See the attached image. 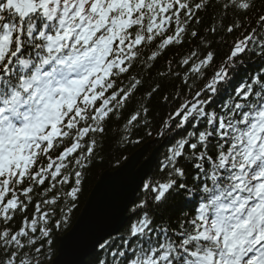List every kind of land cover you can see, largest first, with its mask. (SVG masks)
Wrapping results in <instances>:
<instances>
[{
    "label": "snow or ice",
    "instance_id": "6c2138e0",
    "mask_svg": "<svg viewBox=\"0 0 264 264\" xmlns=\"http://www.w3.org/2000/svg\"><path fill=\"white\" fill-rule=\"evenodd\" d=\"M130 105L118 142L170 141L163 178L141 180L138 218L89 264H264V0H0V264H58L55 235Z\"/></svg>",
    "mask_w": 264,
    "mask_h": 264
},
{
    "label": "trees",
    "instance_id": "16d2710c",
    "mask_svg": "<svg viewBox=\"0 0 264 264\" xmlns=\"http://www.w3.org/2000/svg\"><path fill=\"white\" fill-rule=\"evenodd\" d=\"M211 12L212 10L210 9L207 14L200 13V15L205 17L204 26H207L208 22L210 21ZM225 23H227V21ZM232 39L233 38H229V44H231ZM192 46L193 45L186 43L182 46L170 47L169 49H167L164 54L155 62V68L152 69V74L155 75L157 71L164 70L166 61L168 59H173V67L175 68L176 61L179 60L180 57L185 55L192 48ZM214 47H216L219 56H224L229 51L228 45L225 44H216L214 45ZM255 67L256 65L250 64L247 69L241 68L236 74L235 83H239L245 77L246 72L253 71ZM144 90L146 89H141V91ZM222 100L223 97L218 98L217 103H221ZM150 106L151 112L149 113V115L152 117L153 121L158 125L160 120H162L165 117L166 113L169 111V108L168 106L162 104L158 97L151 102ZM132 110V106L130 105L123 111L121 120L116 121L112 119L107 122V135L102 140L98 141V144L102 145V147H98L94 151L95 161L93 165L86 170L87 176L85 178V183L82 185V192L80 194L77 207L74 209L71 215V220L68 226L56 233L55 235V255L53 256V259L58 256L60 239L64 237L67 233H69L78 221L84 207L86 206L91 196L93 189L100 181L103 174L107 172L112 173L117 171L132 156H134L138 151L143 149L145 151V154L143 156V162L148 160L154 151L158 150L157 161L145 182H148L149 180L163 178V174L159 171V164L163 160V157L167 150V145L170 143V141L161 140L159 142H154L152 138L145 137L144 133L141 131L133 137V139L140 138L141 142L139 144L132 143L121 145L118 142L119 138L121 137V127L123 123H125L129 116L132 114ZM97 152L100 153V155H96ZM68 187H70V185L65 186V190H67ZM145 195L146 193L143 191V189H141L137 195L135 203L132 205L131 209L128 212V222L126 223L125 227L119 235L111 238L113 241H118L120 236L126 234L130 228V225L138 218V215L132 210ZM180 203L181 202L179 200L176 201L177 206H180ZM31 211L32 209L30 208L29 215L31 214ZM19 226V217H17L15 227L18 229ZM96 252H99V249ZM91 258L92 256L88 257L87 264H89Z\"/></svg>",
    "mask_w": 264,
    "mask_h": 264
},
{
    "label": "water",
    "instance_id": "95a60500",
    "mask_svg": "<svg viewBox=\"0 0 264 264\" xmlns=\"http://www.w3.org/2000/svg\"><path fill=\"white\" fill-rule=\"evenodd\" d=\"M141 149L115 172L103 174L78 221L60 239L58 264H87L98 241L115 237L128 222V212L157 161L158 150L143 162ZM98 247L95 249V252Z\"/></svg>",
    "mask_w": 264,
    "mask_h": 264
}]
</instances>
